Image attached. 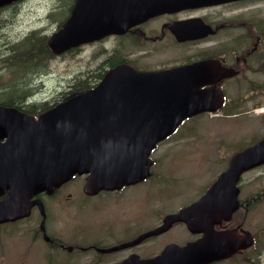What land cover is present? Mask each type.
Returning a JSON list of instances; mask_svg holds the SVG:
<instances>
[{
	"label": "water",
	"instance_id": "95a60500",
	"mask_svg": "<svg viewBox=\"0 0 264 264\" xmlns=\"http://www.w3.org/2000/svg\"><path fill=\"white\" fill-rule=\"evenodd\" d=\"M16 1L0 0V7ZM198 1L202 5L232 0ZM132 4L133 0H76L62 28L48 38V47L61 54L125 29L104 24L105 18L129 24L154 13L137 16ZM171 6L168 0L160 11ZM155 79L154 72L119 66L95 87L70 93L37 117L0 105V223L28 216L35 203L41 205L40 200L31 199L33 196L50 192L75 174H87V192L149 176L148 157L156 144L173 133L184 118L207 108L202 95L160 91ZM263 163L264 138L232 156L228 168L199 200L166 216L160 226L135 243L177 221L193 233H203L201 238L184 246L169 244L149 259L132 255L122 264H206L249 247V232L216 231L214 225L229 219L237 209L240 174Z\"/></svg>",
	"mask_w": 264,
	"mask_h": 264
},
{
	"label": "flooded vegetation",
	"instance_id": "af4514ba",
	"mask_svg": "<svg viewBox=\"0 0 264 264\" xmlns=\"http://www.w3.org/2000/svg\"><path fill=\"white\" fill-rule=\"evenodd\" d=\"M245 2L253 0L165 10L130 25L122 34H111L61 54L58 57L79 53L83 48L91 47L92 56H96L94 70L79 71L71 91L95 86L109 70L128 66L137 71L160 73L156 77L160 91L224 96L219 114L196 113L186 117L180 125L203 117H232L244 113L226 115L229 100L225 95L239 93L250 73L262 77V80L258 83L251 81L249 91H264V21L257 17L259 14L252 7L242 5ZM30 102L7 105L22 109L37 107L38 110L44 106L43 103ZM214 103L207 101L206 106H214ZM39 112L34 113L37 115ZM151 160L149 177L133 184L86 192L85 177L79 176L84 179L79 186L68 181L50 192L39 194L37 197L41 205H34L30 215L37 218L33 242L44 243V264H52L53 252L64 255L63 264H122L132 255L139 258L158 255L160 251L155 253L150 245L156 243L159 234L147 236L135 243L141 235L161 225L168 215L161 214L160 202L154 198L161 182L150 183V180L144 183L154 177L153 166L157 160L153 156ZM140 185L143 187L138 188ZM100 193L114 195L118 201L125 198L130 206L123 209L122 214L127 211L126 216L132 214L135 218L148 217L155 223L126 239H120L113 237L102 221L97 225L101 232L91 235L96 225L89 227L81 220L78 217L79 209L85 207L86 199ZM254 200L255 196L242 199V208L248 209ZM52 212H55L54 216ZM60 215L73 220L71 228L77 227L73 235L67 233L71 228L66 231L55 228L54 223ZM24 219L11 223H19ZM49 224H52L53 232L48 230ZM240 224L234 221L232 227ZM116 246L122 247L111 250Z\"/></svg>",
	"mask_w": 264,
	"mask_h": 264
},
{
	"label": "rangeland",
	"instance_id": "374dc122",
	"mask_svg": "<svg viewBox=\"0 0 264 264\" xmlns=\"http://www.w3.org/2000/svg\"><path fill=\"white\" fill-rule=\"evenodd\" d=\"M227 2H214L205 6ZM242 5L252 7L259 14L257 17L264 21V0L245 2ZM71 6V0H21L0 9V100L6 98L4 91L11 81H17L21 82L19 86L22 89L16 90L14 104L25 103L28 98L30 103L53 105L72 90L79 71L94 70L96 56H92L91 47H85L79 53L53 57L45 68L39 66V61L33 60L31 54L26 64L29 72L23 81L18 80L15 77L17 74L13 75L11 68L2 60L5 57L9 60L12 47L32 30L39 31V38H45L56 30L66 19ZM261 80L262 77L258 75L247 74L241 91L226 95L229 100L226 115L231 114L230 112L237 114L245 111L244 113L232 117H203L183 123L152 150L151 155L157 160L153 166L154 177L144 183L150 180V183L161 182L154 197L160 202L161 214L171 215L181 205L196 200L225 169L230 156L263 137L264 91H249L251 81L258 83ZM69 182L79 186L84 179L74 177ZM240 186L243 189L241 199L255 196V200L248 209H242L238 217L232 219L227 226L232 228V223L237 220L245 231L256 235V239L253 247L231 258V264H264V166L245 174ZM142 187L143 185L138 186ZM85 204V207L79 209L78 217L89 227L96 225L91 235L101 232L97 225L102 221L113 237L120 239H126L155 223L148 217L135 218L132 214L126 216L127 211L122 214L123 209L130 206L129 202L125 198L118 201L114 195L100 193L86 199ZM51 215L54 216L55 212ZM73 223L72 219L60 215L54 226L57 230L66 231ZM36 227L35 215L19 223L0 227V264H44V251L39 249L44 243L33 242ZM48 230L53 232L52 224H49ZM76 230L77 227L73 226L67 233L73 235ZM167 230L159 233L156 243L150 245L155 253L169 244L183 246L198 236L191 235L182 223H172ZM64 260V255L60 252H53L51 255L52 264H63ZM229 262L215 261V264Z\"/></svg>",
	"mask_w": 264,
	"mask_h": 264
},
{
	"label": "trees",
	"instance_id": "16d2710c",
	"mask_svg": "<svg viewBox=\"0 0 264 264\" xmlns=\"http://www.w3.org/2000/svg\"><path fill=\"white\" fill-rule=\"evenodd\" d=\"M11 53L12 55L9 60L7 59V57L3 58L2 60L3 62L7 63V66L11 68L13 74H17V76L15 77H17L20 81H23L27 73L29 72L27 71L26 67L29 55L32 54L33 60L37 62L39 61V66L43 68H45L47 61L52 58V55L50 54L45 44V38H39V34L37 32H31L20 42L16 43L12 47ZM34 53H36V55H33ZM44 58L46 59L45 62ZM20 84L21 82L11 81V84L7 86L8 89L4 91L6 98L1 99L0 103L13 104L14 102H16V90L22 89V87L19 86ZM10 88L13 89L10 90ZM24 111L35 112L36 108L33 107L30 109H25Z\"/></svg>",
	"mask_w": 264,
	"mask_h": 264
},
{
	"label": "bare ground",
	"instance_id": "6f19581e",
	"mask_svg": "<svg viewBox=\"0 0 264 264\" xmlns=\"http://www.w3.org/2000/svg\"><path fill=\"white\" fill-rule=\"evenodd\" d=\"M167 1L168 0H155L154 4H150L148 0H133L132 10L137 16L142 14V13H144V14H146L148 12H154V13H152V14H150L148 16H145L143 18H139L135 22H133V23L131 22L129 24L120 23L117 20L110 21L109 19L105 18L104 21H103L104 24L109 22L114 27H118L119 26V27L125 28L122 32L115 31V32H111L109 34L106 33L105 35L108 36V35H111V34H122L127 29V27L130 26V24H137L139 22H142V21L146 20L147 18H149L151 16H154L157 13H160V9L165 6ZM170 1L172 2V6L170 7L169 10H176L178 8H181V7L185 6V5H187V6L201 5V4H199L198 0H187V1H184V0H170ZM103 36H101L100 38H102ZM100 38H98V39H100Z\"/></svg>",
	"mask_w": 264,
	"mask_h": 264
}]
</instances>
